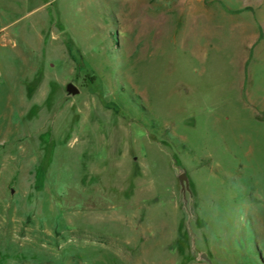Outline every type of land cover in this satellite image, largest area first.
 Here are the masks:
<instances>
[{
	"label": "rangeland",
	"instance_id": "rangeland-1",
	"mask_svg": "<svg viewBox=\"0 0 264 264\" xmlns=\"http://www.w3.org/2000/svg\"><path fill=\"white\" fill-rule=\"evenodd\" d=\"M0 264H264V0H0Z\"/></svg>",
	"mask_w": 264,
	"mask_h": 264
},
{
	"label": "water",
	"instance_id": "water-1",
	"mask_svg": "<svg viewBox=\"0 0 264 264\" xmlns=\"http://www.w3.org/2000/svg\"><path fill=\"white\" fill-rule=\"evenodd\" d=\"M79 89L80 88L78 86H76L75 84L71 83V84L67 85V87H66L65 90H66V92L69 95L75 96V95H78L79 94V92H80ZM178 178H179V181L181 183L182 190H183V192H185L186 190L189 189L188 178H187L186 174H184V173L180 174ZM203 258H206V256L203 255Z\"/></svg>",
	"mask_w": 264,
	"mask_h": 264
},
{
	"label": "trees",
	"instance_id": "trees-1",
	"mask_svg": "<svg viewBox=\"0 0 264 264\" xmlns=\"http://www.w3.org/2000/svg\"><path fill=\"white\" fill-rule=\"evenodd\" d=\"M250 9H251L250 7H245V8H243V9H238V10L232 11L231 13H233V14H239V13L245 11V10H250ZM250 11H251V10H250ZM261 38H262V34H261V32H260L259 40H260Z\"/></svg>",
	"mask_w": 264,
	"mask_h": 264
},
{
	"label": "crops",
	"instance_id": "crops-1",
	"mask_svg": "<svg viewBox=\"0 0 264 264\" xmlns=\"http://www.w3.org/2000/svg\"><path fill=\"white\" fill-rule=\"evenodd\" d=\"M7 37H9V38H10V36L8 35V36H6L4 39H5V40H7V39H8Z\"/></svg>",
	"mask_w": 264,
	"mask_h": 264
}]
</instances>
